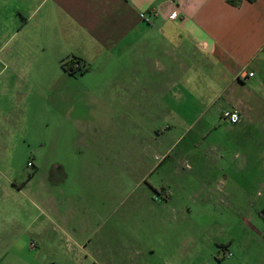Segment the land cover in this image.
I'll use <instances>...</instances> for the list:
<instances>
[{"label":"rangeland","instance_id":"rangeland-1","mask_svg":"<svg viewBox=\"0 0 264 264\" xmlns=\"http://www.w3.org/2000/svg\"><path fill=\"white\" fill-rule=\"evenodd\" d=\"M22 3L0 0V264H264V114L233 132L206 114L191 131V170L174 173L176 149L148 177L163 152L138 145L156 99L132 100L127 68L68 76L59 61L74 56L35 48L32 25L23 27L31 3ZM32 161L41 168L25 196L7 195L14 180L28 181ZM45 178L57 183L60 209L87 217L89 254L104 230L127 262L86 259L78 245L48 239L32 195Z\"/></svg>","mask_w":264,"mask_h":264},{"label":"crops","instance_id":"crops-1","mask_svg":"<svg viewBox=\"0 0 264 264\" xmlns=\"http://www.w3.org/2000/svg\"><path fill=\"white\" fill-rule=\"evenodd\" d=\"M21 2L31 3L23 27L32 25V44L37 50L53 51L58 60L73 55L70 59H79L85 67L79 77L97 66L127 68L132 81L121 84L132 86V100L142 101L144 95L156 99L157 106L148 114L149 137L138 145L139 151L163 152L157 162L145 167L148 177L176 149L174 173L184 175L179 166L191 170L186 151L199 146V133L191 131L206 114H212L219 125L227 124L220 118L223 109L239 110L240 121L230 127L231 132L248 125L249 114H264V0ZM174 11L179 16L171 19ZM32 163L36 172L22 185L14 180L5 188L7 195L25 196L24 188L41 168L38 162ZM56 185L45 178L32 193L37 216L49 222L48 239L65 241L68 249L78 245L86 259L127 262V256L116 257L120 244L104 230L92 241L89 254L87 245L84 248L85 242H91L90 226L83 220L87 217L80 208L60 209ZM127 246L132 243L126 242ZM161 257L167 260L168 255Z\"/></svg>","mask_w":264,"mask_h":264},{"label":"built area","instance_id":"built-area-1","mask_svg":"<svg viewBox=\"0 0 264 264\" xmlns=\"http://www.w3.org/2000/svg\"><path fill=\"white\" fill-rule=\"evenodd\" d=\"M179 14L178 12L174 11L170 14V18L171 19H176L178 18ZM70 63H73L75 65H78V66H81L82 67V64H80V62L78 61H72ZM69 63V64H70ZM253 73H249V76H252ZM220 118L223 122L227 123V124H230V125H236L239 123L240 121V114L238 112L237 109H225L221 112L220 114ZM156 159H158V157L156 156L155 157ZM28 165H31L30 163H28ZM227 255H231V253L228 251L227 252Z\"/></svg>","mask_w":264,"mask_h":264},{"label":"flooded vegetation","instance_id":"flooded-vegetation-1","mask_svg":"<svg viewBox=\"0 0 264 264\" xmlns=\"http://www.w3.org/2000/svg\"><path fill=\"white\" fill-rule=\"evenodd\" d=\"M64 70L68 73V74H71V75H74L76 72H84L85 69L81 66H78V65H75L73 63H70L68 65H66V67L64 68Z\"/></svg>","mask_w":264,"mask_h":264},{"label":"trees","instance_id":"trees-1","mask_svg":"<svg viewBox=\"0 0 264 264\" xmlns=\"http://www.w3.org/2000/svg\"><path fill=\"white\" fill-rule=\"evenodd\" d=\"M72 61H78V62H79V59H77V58H72V59H70V60H62V61H61V66H62V68L64 69V68L66 67L67 63H70V62H72ZM35 172H36V168L32 171V173L29 174V177H31Z\"/></svg>","mask_w":264,"mask_h":264}]
</instances>
